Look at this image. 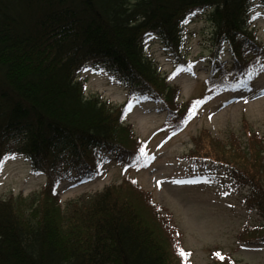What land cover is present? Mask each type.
Instances as JSON below:
<instances>
[{
	"label": "trees",
	"instance_id": "16d2710c",
	"mask_svg": "<svg viewBox=\"0 0 264 264\" xmlns=\"http://www.w3.org/2000/svg\"><path fill=\"white\" fill-rule=\"evenodd\" d=\"M256 1L264 6V0H0V171L5 160L22 157L34 175L47 177L34 194L0 199V264L185 260L161 207L135 178L63 209L58 187L91 174L101 157L114 156L130 169L149 157L125 122L128 105L86 98L79 76L114 75L130 98L163 105L164 131L183 129L207 102L249 91L264 74V44L253 28ZM202 12L213 26L206 97L183 101L147 47L157 38L177 67H188L186 27ZM225 49L230 62L221 57ZM247 132L243 145L203 131L186 159L221 165L237 189L248 188L247 203L264 217V136ZM141 149L147 156L138 161ZM258 237L264 240V227L242 236ZM220 257L214 264H235Z\"/></svg>",
	"mask_w": 264,
	"mask_h": 264
},
{
	"label": "rangeland",
	"instance_id": "374dc122",
	"mask_svg": "<svg viewBox=\"0 0 264 264\" xmlns=\"http://www.w3.org/2000/svg\"><path fill=\"white\" fill-rule=\"evenodd\" d=\"M255 3L253 25L258 40L264 44V6ZM212 35L213 26L207 13H200L187 26L185 54L187 61L194 64L191 71L183 69L175 73L173 58L160 40L154 38L148 46L149 56L163 75L171 76L170 82L180 88L183 101L206 97ZM221 57L224 61L232 58L228 50ZM104 74L82 76L85 97L101 96L117 108L127 100L128 90L117 77ZM251 88L239 93L227 92L207 102L176 135L161 131L166 121L161 105L134 102L126 123L141 142H149L151 161L141 170L124 169L113 156L101 157L96 172L84 177L74 175L59 186L63 209L67 210L70 202L99 194L110 185H119L129 176L150 192L153 201L161 207L177 237L176 251L190 253L186 262L175 258L174 264H214L216 254L235 264H264V240L258 237L246 242L242 238L247 232L264 227V217L246 201L248 188L237 189L221 165L186 159L194 148L192 138L206 130L225 144L237 139L245 145L247 131L264 136V75ZM46 180L42 174H33L25 158L7 159L0 175V199L7 200L20 193L34 194Z\"/></svg>",
	"mask_w": 264,
	"mask_h": 264
},
{
	"label": "snow or ice",
	"instance_id": "6c2138e0",
	"mask_svg": "<svg viewBox=\"0 0 264 264\" xmlns=\"http://www.w3.org/2000/svg\"><path fill=\"white\" fill-rule=\"evenodd\" d=\"M252 75L251 71L248 73V76L250 77ZM195 111V109H193V112ZM147 156V153L144 151V149H141L140 151V156L137 157V160L139 161L141 158H144ZM191 182H195V181H191ZM178 254L185 259V262L187 261V257L190 255V253H186L184 252L182 249H178ZM219 256V254H217ZM220 259H223V257H220Z\"/></svg>",
	"mask_w": 264,
	"mask_h": 264
}]
</instances>
